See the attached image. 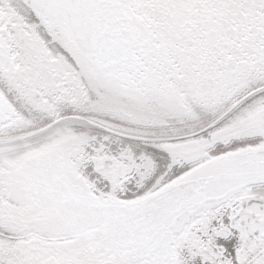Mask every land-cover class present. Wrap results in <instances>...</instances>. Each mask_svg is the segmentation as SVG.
<instances>
[{
    "label": "snow or ice",
    "instance_id": "snow-or-ice-1",
    "mask_svg": "<svg viewBox=\"0 0 264 264\" xmlns=\"http://www.w3.org/2000/svg\"><path fill=\"white\" fill-rule=\"evenodd\" d=\"M0 264H264V0H0Z\"/></svg>",
    "mask_w": 264,
    "mask_h": 264
}]
</instances>
